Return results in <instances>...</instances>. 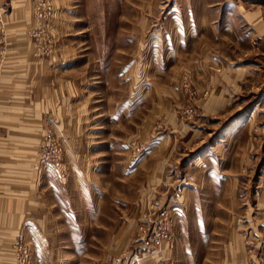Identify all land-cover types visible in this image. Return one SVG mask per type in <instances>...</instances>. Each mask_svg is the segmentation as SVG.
<instances>
[{
	"label": "rangeland",
	"instance_id": "1",
	"mask_svg": "<svg viewBox=\"0 0 264 264\" xmlns=\"http://www.w3.org/2000/svg\"><path fill=\"white\" fill-rule=\"evenodd\" d=\"M0 264H264V0H0Z\"/></svg>",
	"mask_w": 264,
	"mask_h": 264
}]
</instances>
